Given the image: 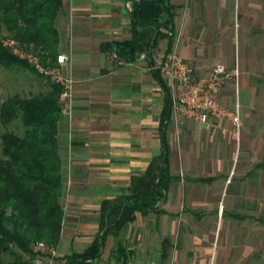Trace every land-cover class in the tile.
<instances>
[{
    "label": "crops",
    "instance_id": "0c3cea01",
    "mask_svg": "<svg viewBox=\"0 0 264 264\" xmlns=\"http://www.w3.org/2000/svg\"><path fill=\"white\" fill-rule=\"evenodd\" d=\"M130 1L62 0L54 20L56 57L66 58L62 73L71 75L75 84L70 114L60 113L57 122L63 219L51 264H64L63 257L91 243L98 233L101 203L127 193L131 177L143 174L160 153L162 132L169 148V172L177 180L170 183L161 212L135 213L133 222L107 236L93 264H232L241 250L220 241L217 223L226 215L227 177L250 167L246 151L251 145L236 149L231 123L225 119L217 122L225 134L181 122L173 113L162 127L166 98L153 68L166 55V41L159 42L151 57L140 54L130 63L118 64L111 60L112 53L101 49L132 39ZM225 3L171 0L176 11L170 52L187 62L196 78L216 65L228 72L237 69V80H226L215 98L240 110L245 127L246 109L253 110L257 99L248 77L258 72V60L249 56L251 49L242 59L226 53L227 24L220 16ZM258 3L249 2L243 13L251 33L258 25ZM4 72L0 68V95L9 85ZM43 84L38 93L47 92L49 82L44 79ZM202 222L216 226L195 228Z\"/></svg>",
    "mask_w": 264,
    "mask_h": 264
},
{
    "label": "trees",
    "instance_id": "16d2710c",
    "mask_svg": "<svg viewBox=\"0 0 264 264\" xmlns=\"http://www.w3.org/2000/svg\"><path fill=\"white\" fill-rule=\"evenodd\" d=\"M130 3L132 39L104 44L101 49L114 53L123 63L140 54L151 57L161 40L166 41L165 54L170 53L176 11L171 0ZM61 6L62 0H0V37L6 34L38 53L42 63H52L58 44L54 20ZM149 63L153 65L151 59ZM0 68H23L44 79L1 43ZM153 75L165 93L161 125L166 127L172 113L169 90L157 70ZM59 92V87L49 82L47 92L29 97L14 94L0 102V126L4 129L0 133V264H36L38 258L52 259L51 252L58 244L63 219L56 141ZM161 134L160 153L143 174L131 177L125 195L101 203L98 233L84 251L63 257L64 264H93L101 256L107 236L133 222L135 213L161 212L166 191L177 180L170 175L169 148L165 133ZM256 222L264 225V216Z\"/></svg>",
    "mask_w": 264,
    "mask_h": 264
},
{
    "label": "rangeland",
    "instance_id": "374dc122",
    "mask_svg": "<svg viewBox=\"0 0 264 264\" xmlns=\"http://www.w3.org/2000/svg\"><path fill=\"white\" fill-rule=\"evenodd\" d=\"M258 1V25L251 33L252 26L243 13L249 2L256 3ZM224 7L225 10L220 16L227 24L226 53L242 59L251 49L249 56L253 57V60L257 58L258 72H254L248 77V82L257 90V99L253 110L252 108L246 109L248 122L245 127L241 122L242 126L238 137L235 136L231 127V133L236 140V149L241 150L247 145H251L247 146L251 148L250 151H246L249 152L246 159L250 161L248 164L250 167L228 175L224 194L226 215L223 216L219 224L217 223V231H222L224 237L219 238L220 241L226 242L227 248L241 250L240 257L233 260L232 264H264V225L256 222L260 216H264V0H226ZM252 7L255 9L256 5L254 4ZM247 28L249 29L247 30ZM247 34H249L248 38ZM250 34L252 35L250 36ZM0 38L2 40L8 36L4 34ZM4 71L9 85L0 95V102L14 94L22 97L38 94L41 89L38 87L44 85V79L27 69L15 68ZM238 91L237 87L235 96L237 99ZM226 108L228 111L234 110L230 107ZM3 130L0 126V133ZM237 158L238 155L235 162H237ZM212 226H216V224L195 223V228L199 229H212ZM39 249L44 250L41 246ZM51 261L52 259L42 257L37 259L36 264H51Z\"/></svg>",
    "mask_w": 264,
    "mask_h": 264
},
{
    "label": "built area",
    "instance_id": "2783aa9c",
    "mask_svg": "<svg viewBox=\"0 0 264 264\" xmlns=\"http://www.w3.org/2000/svg\"><path fill=\"white\" fill-rule=\"evenodd\" d=\"M1 45L12 56L27 63L38 75L59 87L60 113L69 115L75 81L71 75L62 73L66 58L59 55L55 64L49 61L44 64L38 53L19 45L13 39H2ZM109 56L118 64L122 63L114 53ZM153 70H157L165 82L172 103V113L179 121H193L215 134H225L217 124L221 119H225L231 123L235 136H239L242 123L238 109L228 111L215 98L226 80H237V69L228 72L223 66L216 65L207 75L196 78L190 65L176 53L170 52L163 56Z\"/></svg>",
    "mask_w": 264,
    "mask_h": 264
}]
</instances>
